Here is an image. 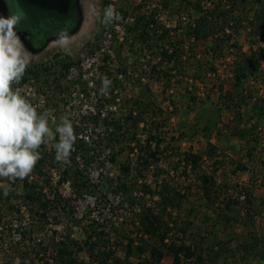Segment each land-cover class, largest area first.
Returning a JSON list of instances; mask_svg holds the SVG:
<instances>
[{"label":"rangeland","instance_id":"374dc122","mask_svg":"<svg viewBox=\"0 0 264 264\" xmlns=\"http://www.w3.org/2000/svg\"><path fill=\"white\" fill-rule=\"evenodd\" d=\"M77 1L79 22L74 33L67 37L66 47L54 39L41 50L31 51L16 33L29 58L27 68L47 67L48 71H44L39 79L23 85L14 83L12 88L18 90L38 113L46 112L50 127L54 129L61 116H68L73 124L78 121L86 123L87 119L98 115L93 90L100 81L110 80L108 91L114 94L116 103L101 109L97 126L89 125L83 135L90 137L91 146L97 135L103 136L100 144L104 154L119 152L117 163L108 166L105 172L117 182L127 183L128 196L108 193L104 182H98L94 174L90 176V183L97 187L92 185L78 193L70 182L58 185V174L69 170V175L75 166L71 161L67 164L52 161L50 155L55 151L54 141L41 145L39 150L45 154V161L41 164V176H36L35 182L42 187L45 184L43 179H46L50 187L70 197L65 208L66 211L72 208L73 215L68 212L52 214L42 225L19 216L23 221L21 226H18L16 216H7L0 227V264L30 263V257L34 255L28 247L30 224H33L31 237L43 241V246L52 238L70 240L71 245L77 243L81 247L74 255L78 263L117 264L115 259L121 260V264L145 263L150 245L156 242L150 239L144 242L138 238L139 212L127 197H135L140 203L152 206L150 196L143 195L144 185L148 184L156 193L163 182L185 195L181 206L169 210L170 213L166 211L161 219L174 226L170 241L190 246L203 260L200 262L193 257L183 259L180 264H264L261 255L264 253V115L260 116L258 111V106H264L259 102L264 101V56L260 57V66L254 76L243 82L244 96L239 97L241 94L233 87V71L239 60L237 49L249 54L264 47V28L258 21L264 0H188L192 4L199 3L201 10L198 12L186 5L187 0ZM109 5L119 12L121 19L104 25L102 14ZM215 7L227 12L225 32L217 35L223 40L220 50H213L206 40H194L193 35L188 34L203 11ZM151 12L159 25L171 29V41L182 44L179 58L173 63L161 62L160 65L156 48L151 51L141 46L135 40L138 32L131 30L132 27L126 31L133 23L132 19ZM96 13H100L99 18ZM260 32L263 33L261 38L257 37ZM104 58H108L111 64L107 70L100 68ZM63 61H70L73 65L67 73L60 74ZM118 62L127 65L128 75L117 73L120 69ZM156 64L160 65L159 68L152 71L151 67ZM90 71L93 76L88 75ZM83 83L88 89L86 94L80 90ZM250 95L252 99L247 101ZM241 99L247 102H241L243 104L238 109ZM136 100L141 102L135 109L136 114L143 122L136 127L132 121L128 124L121 122V130L114 131L113 143H108L110 135L104 138L102 119H107L108 123L125 121L126 109ZM150 132L164 141L160 145V166L167 167L168 172L160 176L154 166L142 170L140 175L135 170L138 168L137 152ZM209 151L214 153L213 156H208ZM250 151L251 158H248ZM186 152L201 155L203 161L199 171L214 178L216 196L212 202L202 196L198 172L189 169L184 172L182 167L176 171L169 168L170 161L174 163L180 154ZM121 165H129V174L122 171ZM239 166L246 168L237 170ZM243 189L248 190L247 201L240 197L238 204L233 203L230 210H226L224 204L227 200L235 199ZM19 191L22 193L21 187ZM183 227H187L185 233L180 231ZM100 231L106 236L98 241V247L113 251L107 262H101L88 252L87 244L98 240V235L89 238L90 232L94 235ZM126 236L133 240V249L144 244L146 252L140 254L134 250L127 257ZM255 240L259 245L258 252H242L240 246ZM162 252L164 257L159 264H172L167 250L162 248ZM51 257L48 253L39 264H55Z\"/></svg>","mask_w":264,"mask_h":264},{"label":"trees","instance_id":"16d2710c","mask_svg":"<svg viewBox=\"0 0 264 264\" xmlns=\"http://www.w3.org/2000/svg\"><path fill=\"white\" fill-rule=\"evenodd\" d=\"M260 4L262 3L259 1ZM186 5L189 7L190 5L194 8L196 12L201 10L199 7V3L192 4L191 1L187 0ZM10 16L19 17V22L16 25V30L19 32H27L30 34L31 39H33V48L35 51L41 50L45 47L48 42L47 37H49L50 30L52 29L51 22L49 21V17L45 15L46 13H34L31 15L27 10H23L22 7H16L15 5H11L9 8ZM41 16V17H40ZM133 23L126 30H134L138 32L135 36V40L139 42L141 46L148 47V50L152 51V48H156L157 56L160 62L167 64L173 63L176 59L179 58V53L182 47L181 43L172 42L173 37L171 36V29L169 27H164L159 25V22L155 19L154 13H144L139 15L138 17L132 19ZM258 21L261 22L260 26L264 28V4L261 5V11L258 15ZM227 22V12L225 9L220 7L212 8L211 10L203 11L202 17L198 18L194 21L192 26L189 28V33L193 35L194 40L204 39L208 42L210 48L213 50H220V46L223 40H219L217 35L220 33H224ZM77 29V27H76ZM74 29V30H76ZM74 32V31H72ZM130 32V31H129ZM257 37H263V33L260 32ZM219 40V41H218ZM264 42V39L262 38ZM179 42V41H178ZM180 51V52H179ZM238 53L237 59L239 60L235 64V69L233 71L234 83L233 87L241 94L239 97L244 96L243 82L250 77L254 76L258 67L260 66V57L264 56V47L258 48V51H252L249 54L243 53L241 49H237ZM260 51L263 52L262 55ZM103 66L100 67L102 70H107L110 68V61L108 58L103 59ZM73 65L70 61H63L60 65V74L67 73L71 66ZM158 64V66H160ZM117 66L120 68L118 70L119 75H128V67L125 63L118 62ZM157 64L151 67L152 71L158 67ZM159 68V67H158ZM44 71H48L47 67H34L27 68L23 77L17 83L18 85H23L30 80L39 79ZM103 86V80L99 82L97 87L93 90L94 98L97 101L96 110L98 115H95L93 118L87 119V122L78 121V123H73L74 132L77 136L76 142L74 144V150L71 153L70 161L73 162L75 166L74 169H70V174L68 175L69 170H65L62 174H58V185H62L70 182L72 187L78 192L82 190H87L93 183H90L92 179L90 176L93 174L96 176V180L98 182H104L105 189L108 193L114 195H124L128 194L129 187L126 182L121 181L117 182V179L112 178L110 173L105 172L108 166L115 165L117 163V155L119 152L110 151L107 154L102 152V148L100 144L103 140V136H96V142H92L93 145H90L88 139L90 138L88 135H83V130H86L89 125H93V127L97 126L99 114L102 112L105 106L111 107L116 103V98L114 94L110 91H107V94L101 93V88ZM114 86V85H113ZM80 90L86 94L88 89L85 88V84H81ZM230 95V94H229ZM246 98V97H245ZM244 98V99H245ZM247 101L251 100V95L247 97ZM242 100V99H241ZM242 100L238 103L237 108L240 109V105L243 104L241 102H247ZM259 102L264 105V101L260 100ZM130 104V101L127 103ZM139 101H135L131 103L129 107L126 109L125 121L122 119L115 121L114 123H108L105 119H102L103 124L101 127H104L105 132L103 135L107 136L108 143H113L114 131L117 133L121 130V122L129 123L132 121L133 126L136 127L142 121L139 119L138 113L136 114V108H139ZM256 106L257 103L255 104ZM258 111L264 115V106H258ZM134 113L136 114L134 116ZM258 113V114H259ZM137 118V119H136ZM143 122V121H142ZM79 124V125H77ZM100 125V124H99ZM82 127L83 129H81ZM257 127V126H256ZM110 128L112 129L110 132ZM92 129V126H91ZM110 132V133H109ZM144 145L140 147L137 152V164L138 168L136 172L138 175L142 173V170L155 167V171L159 176L161 174L167 173V167L160 166L161 162V149L160 145L164 142L162 138L158 137L155 133H149L144 137ZM40 151V150H39ZM214 153L212 151L208 152V156H213ZM251 151L249 152L248 158H251ZM41 158L37 162L34 167L33 172L26 177L25 179L17 180L14 184H11V190L8 196L3 195V190L0 189V227L4 222V219L7 216H16L18 226H21L22 222L19 216H25L26 218L31 219V222L42 225L45 221H47L52 214H64L68 212L69 215H73L72 208L66 211L65 206L67 207L71 201L70 197H65L61 193H59L58 189H53L50 187V184L46 179L45 184L42 187H38V182H35L36 176H41V164L44 163L45 157L44 153L40 151ZM52 161L54 163H58L55 160V151L50 155ZM179 158L173 163L170 161L169 168L173 171L178 170L180 167L183 168L185 172L186 169L192 172H198V180L200 182V188L202 191V196L206 201L212 202L213 198H215L216 193L214 187V178L211 175H207L206 173H201L199 171L200 165L202 164L203 157L197 153L186 152L180 154ZM73 161H72V160ZM75 162V163H74ZM172 166V167H171ZM246 167L239 166L237 170H245ZM56 169V168H52ZM122 171H125L129 174L130 167L129 165H121ZM58 171V169H56ZM56 171V172H57ZM57 174V173H56ZM71 178V179H70ZM71 180V181H70ZM0 183H9L6 180H0ZM97 187V185H93ZM20 187L22 189V193H20ZM161 187V188H160ZM145 191L143 195H149L153 201V205L149 206L145 203H140V199L137 200L135 197H127L128 200H131V206H134L138 214V226L140 235L138 238L142 241H147V239L153 240L154 244L150 245L148 249L149 257L145 263L139 264H159L164 257V253L162 252V248H165L169 255L172 257V264H180L183 259L190 260L193 257L200 262H202V256L193 252L190 246H186L182 244H176L173 241H170L169 235L172 232L171 230L174 228L173 224L162 221L163 215H165L166 211L176 210L181 206V202L185 197L184 193L177 191L174 187H171L169 183L163 182L162 185H159L160 190L155 193L152 191L148 184L144 185ZM48 189V193H47ZM248 190L243 189L235 199H228L224 204L226 210H230L231 205L238 204L240 197L244 198V201H247L248 198ZM118 195V196H119ZM50 196V197H49ZM128 196V195H127ZM155 196L157 198H155ZM103 198V197H102ZM142 198V197H141ZM142 200V199H141ZM249 200V199H248ZM171 211H169L170 213ZM72 217V216H70ZM226 222L229 221V218L226 216ZM33 224L29 225L30 237L28 239V247H30V253H34L32 257H30L29 264H39L44 259L45 256L49 253L51 254L50 260H53L55 264H84L82 261L79 263L76 261L75 254L81 250V247L77 245H71L70 240H55L51 239V242L47 243V245L43 246V241H35L31 236L33 235ZM17 225L15 224V227ZM35 226V225H34ZM187 227H183L180 231L183 233L186 232ZM90 232L89 238L92 236L98 235L97 241H91L87 244L88 252L94 258H98L101 262H107L112 257L113 251H105L101 250L98 247V241L101 237L106 236V233L100 231L99 233ZM22 236V233L19 234V238ZM24 237V236H23ZM128 244L126 246V256L128 257L130 254L134 253L136 250L138 253L143 254L146 252L144 244L136 245L133 249V240L127 237ZM141 241V242H142ZM143 243V242H142ZM243 250L242 252H258L259 245L257 241H253L252 243H245L240 246ZM96 250V251H95ZM260 252V251H259ZM42 255V257H39ZM264 257V253H261ZM117 264H121V260L115 259ZM47 262V261H46Z\"/></svg>","mask_w":264,"mask_h":264},{"label":"clouds","instance_id":"9594fccd","mask_svg":"<svg viewBox=\"0 0 264 264\" xmlns=\"http://www.w3.org/2000/svg\"><path fill=\"white\" fill-rule=\"evenodd\" d=\"M100 17V13H96ZM121 16L111 5L103 10L101 22L104 25L119 21ZM19 17L0 16V183L3 195L8 196L11 184L23 180L34 170L41 158L40 147L53 142L55 160L70 162L77 136L68 116H61L60 123L50 127L47 113H38L12 85L18 83L29 65V58L21 46L15 28ZM61 46L66 47L65 33L58 37ZM111 81L104 79L102 94H107ZM58 137V139H57Z\"/></svg>","mask_w":264,"mask_h":264},{"label":"flooded vegetation","instance_id":"af4514ba","mask_svg":"<svg viewBox=\"0 0 264 264\" xmlns=\"http://www.w3.org/2000/svg\"><path fill=\"white\" fill-rule=\"evenodd\" d=\"M5 6L6 14L3 17H10L9 8L11 5L16 7H22L23 10H27L28 13L33 15L34 13L42 14L45 13L44 10L50 11L46 13L51 22V26L55 28L50 30V35L47 37V41L51 42L54 39H58L61 33H65L66 37L71 35L72 31H75L78 26L80 9L77 0H0ZM16 33L21 35L22 40L26 47L35 51L33 48V39H31L30 34L27 32H19L16 30Z\"/></svg>","mask_w":264,"mask_h":264},{"label":"water","instance_id":"95a60500","mask_svg":"<svg viewBox=\"0 0 264 264\" xmlns=\"http://www.w3.org/2000/svg\"><path fill=\"white\" fill-rule=\"evenodd\" d=\"M0 14L5 15L6 14V9L2 1H0Z\"/></svg>","mask_w":264,"mask_h":264},{"label":"built area","instance_id":"2783aa9c","mask_svg":"<svg viewBox=\"0 0 264 264\" xmlns=\"http://www.w3.org/2000/svg\"><path fill=\"white\" fill-rule=\"evenodd\" d=\"M88 75L93 76V72L90 71V72L88 73ZM93 95H94V92H93L92 96H93Z\"/></svg>","mask_w":264,"mask_h":264}]
</instances>
